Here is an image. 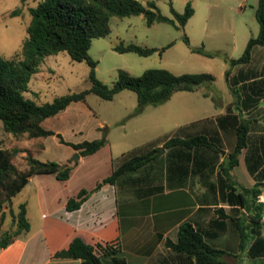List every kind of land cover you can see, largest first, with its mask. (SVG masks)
I'll use <instances>...</instances> for the list:
<instances>
[{
  "label": "trees",
  "instance_id": "trees-1",
  "mask_svg": "<svg viewBox=\"0 0 264 264\" xmlns=\"http://www.w3.org/2000/svg\"><path fill=\"white\" fill-rule=\"evenodd\" d=\"M170 11L182 27L194 13L189 2L186 3L182 13L177 12L172 6ZM28 12L30 21L20 50L10 58L0 53V122L3 130L15 138L22 136L28 139L45 138L54 135L61 143L77 151L80 157H86L107 144V132L104 126L100 127L99 138L70 143L66 142L60 133L44 127L42 122L62 112L72 102H86L90 93L110 100L119 91L129 89L136 93L138 106L143 107L147 104L158 105L169 99L176 91H193L199 86L210 85L215 80V76L211 73L174 74L162 68L146 69L138 76L120 69L111 86L96 77V61L88 55V50L93 38L109 34L112 16L127 17L142 14L147 25L155 22L172 23V19L164 16L152 0H147L145 3L140 0H39L33 7L28 8ZM15 13V11L11 12V14ZM255 16L259 25L257 35L247 40L239 57L229 58L227 61L224 79L233 100L227 106L225 116L236 118L238 115L233 114L235 111L241 114L244 107L256 108L259 99L264 97V69L259 72L254 66L256 64L253 59V49L264 46V0H258ZM184 41L189 44L187 37H184ZM113 48L120 53L133 52L141 56H148L158 51L157 48L141 47L134 43L119 44ZM62 51L72 60L85 61L88 64L90 88L56 96L52 101L41 104L26 97L24 92L29 91L30 79L39 71V64L44 57ZM191 51L205 56L213 55L202 46L191 47ZM235 120V145L218 163L220 173L228 180L232 177L231 170L238 163L237 157L241 149L249 150L246 162L251 173H254L259 161L264 159V135L259 134L250 140L251 122L237 118ZM195 124L192 122L189 126ZM199 147L213 152L210 164L215 165L218 162L221 148L212 137L202 133L188 137L174 134L167 137L160 146L149 143L148 147L123 155L111 174L101 179V183L114 185L126 174L141 170L153 160H157L163 150L168 152L170 167L172 163L170 160H174L175 156L180 157L181 150ZM250 147L261 150V155L253 165L250 164V158L254 156L250 153ZM22 151L19 147L0 146V221L6 214L2 211L3 207L8 208V213L12 217L11 229L0 234V248L7 247L21 233L29 230L25 204H19L16 212L12 209L13 197L21 191L29 179L36 174L49 173L58 180H66L78 163V161L73 163L42 161L27 153L25 156L27 167L19 169L12 160ZM183 152H186L185 156L189 155V152ZM255 177L256 183L253 187H241V192L236 195V200L240 204L244 203L245 194L257 199L261 193L264 187V169L259 170ZM93 191L94 189H80L75 196L67 200L65 209L67 211L79 209ZM257 209L260 213L263 212L262 205ZM165 244L177 252L186 253L194 259L195 264H222L220 262L222 251L208 245L190 221H184L178 226L176 241L166 239ZM120 249L118 242L88 243L80 236H75L66 248L55 253V257L77 259L79 264H126L125 258L119 255Z\"/></svg>",
  "mask_w": 264,
  "mask_h": 264
},
{
  "label": "rangeland",
  "instance_id": "rangeland-1",
  "mask_svg": "<svg viewBox=\"0 0 264 264\" xmlns=\"http://www.w3.org/2000/svg\"><path fill=\"white\" fill-rule=\"evenodd\" d=\"M38 1L0 0L2 56L10 58L20 50L30 21L28 8L33 7ZM140 1L145 3L147 0ZM152 1L164 16L172 19V23L155 22L147 25L142 14L112 16L109 34L93 38L88 50V55L96 61V77L111 86L120 69L138 76L146 69L162 68L174 74L211 73L215 80L212 84L199 86L193 91H176L169 99L158 105L147 104L143 107L138 106L136 93L129 89L119 91L110 100L90 93L86 102L71 103L58 119H46L48 127L60 131L65 139L73 141L100 137L101 130L98 125L103 123L113 165H117L123 155L148 147L152 141L173 135L176 130L191 121L211 114L217 101L229 98L230 93L223 75L227 68V59L239 57L247 40L256 36L259 30L255 16L258 0ZM187 2L191 4L194 13L182 27L171 14L170 6L182 13ZM12 11L16 13L11 14ZM184 37L188 38L189 44L184 41ZM129 43L157 48L158 51L141 56L133 52L120 53L113 48L119 44ZM201 46L213 55L205 56L191 51V47ZM162 48L164 49L161 50ZM88 74L89 66L85 61H74L64 51L48 55L39 64V71L31 77L30 89L24 92V95L41 104L52 101L56 96L89 89ZM39 139L46 140L45 149L38 151L35 148H28L37 159L54 160L59 163H63L61 161L65 159L68 163L79 161L80 156L72 160L75 153L65 145L59 144V147L55 145L59 142L55 136L15 138L3 130L0 122V146L9 148L22 146L25 149L28 143L34 144ZM19 154L13 158V162L17 168L23 169L26 160ZM108 154L106 151L105 156L98 153L84 157L80 169L82 175L75 173L70 180H57L53 175L46 174L37 175L30 182H60V191L65 187L75 191L79 182L90 185L93 182L92 189L95 190L93 192H98V196L109 199L112 196L111 190L104 189L99 178L109 171L110 163H106ZM97 176L99 180L94 184ZM27 191V195L19 192L13 197L12 209L16 212L20 203L23 201L28 203L29 232L37 225L39 212L36 207V192L31 185ZM107 205L109 208L110 203ZM11 220L12 217L7 211L1 219L2 222L0 221L4 230L11 229Z\"/></svg>",
  "mask_w": 264,
  "mask_h": 264
},
{
  "label": "crops",
  "instance_id": "crops-1",
  "mask_svg": "<svg viewBox=\"0 0 264 264\" xmlns=\"http://www.w3.org/2000/svg\"><path fill=\"white\" fill-rule=\"evenodd\" d=\"M253 59L256 64L254 66L259 72L263 71L264 46L253 49ZM232 100L230 94L225 101H217L211 114L191 121L190 123H196L194 126H189L188 123L173 133L181 137L200 133L212 137L221 148L215 165L210 164L213 152L199 147L183 150L189 152L188 156L181 150L180 157L175 156L174 160H170L172 163L169 167L168 152L163 150L157 160L141 170L126 174L114 185H102L104 189L111 190L112 196L109 199L98 196V192H92L81 207L74 211L65 209L67 200L82 188L91 190L93 180L91 185L79 182L75 191L68 187L60 191V182H30L37 175H50L49 173L31 177L20 192L27 195L30 185L36 192L39 221L33 230L21 233L7 247L0 248V264H79L77 259L55 257V253L66 248L75 236H80L88 243L118 242L121 248L119 255L125 258L126 264H195L192 257L165 244L166 239L176 241L178 226L184 221H190L208 245L222 251V264H264V232L260 222L262 213L257 209L261 205L264 209V187L257 199L245 194L243 204L236 200L241 187L251 188L255 185V175L264 169V159L259 161L256 170L251 173L246 162L249 150L243 148L237 157V165L231 170L230 180L218 168V163L235 145L236 118L251 122L250 140L259 134L264 135V97L259 99L256 108L244 107L241 114L235 111L233 114L237 113L236 118L225 116L227 106ZM65 110L49 118L58 119ZM42 125L52 129L47 126L46 120ZM98 126L100 128L104 124L99 123ZM55 132L60 133L58 130ZM169 136L171 135L152 143L160 146ZM97 138L99 137H94ZM63 139L70 143L84 141ZM45 141L39 139L34 144L28 143L25 149L18 146L23 150L19 156L25 157L27 152L33 155L28 148L38 151L45 149ZM59 144L65 145L71 152H76L60 141L55 145L59 147ZM106 151L109 153L106 160V163H110L109 171L99 177L101 179L111 174L119 164H112L108 142L92 155H104ZM250 153L254 155L250 158V164L253 165L261 155V150L250 147ZM83 158L80 157L71 176L66 180H70L75 173L82 175L80 169ZM61 162L68 163L67 159ZM26 167L25 163L23 169ZM99 178L95 177L94 184ZM22 203L27 206V216L28 203ZM2 211L7 214L8 208L3 207ZM1 222L0 234L7 230L2 228Z\"/></svg>",
  "mask_w": 264,
  "mask_h": 264
},
{
  "label": "built area",
  "instance_id": "built-area-1",
  "mask_svg": "<svg viewBox=\"0 0 264 264\" xmlns=\"http://www.w3.org/2000/svg\"><path fill=\"white\" fill-rule=\"evenodd\" d=\"M260 222H261L262 230L264 232V209H263V212L261 214Z\"/></svg>",
  "mask_w": 264,
  "mask_h": 264
},
{
  "label": "water",
  "instance_id": "water-1",
  "mask_svg": "<svg viewBox=\"0 0 264 264\" xmlns=\"http://www.w3.org/2000/svg\"><path fill=\"white\" fill-rule=\"evenodd\" d=\"M78 157H79V154H78L77 152H75L74 157L72 158V160H75V159H77ZM99 186H101V184H100Z\"/></svg>",
  "mask_w": 264,
  "mask_h": 264
}]
</instances>
